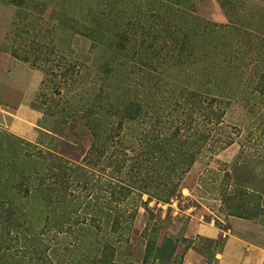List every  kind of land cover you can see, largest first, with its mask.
I'll list each match as a JSON object with an SVG mask.
<instances>
[{"label": "rangeland", "instance_id": "1", "mask_svg": "<svg viewBox=\"0 0 264 264\" xmlns=\"http://www.w3.org/2000/svg\"><path fill=\"white\" fill-rule=\"evenodd\" d=\"M171 1L173 6L167 0H0V140L5 147L10 145L6 156H28L13 154L14 137L29 143L21 145L35 155L48 150L85 156L93 138L77 129L72 132L71 124L61 125L62 116L64 109L83 106L100 92L103 104L147 100L148 120L155 114L163 124L189 118L173 103V96L183 86L200 85L193 80L191 67H180L175 60L165 70L151 49L162 47L164 56L170 46L183 44L181 22L186 34L202 24L225 26L217 43L220 49L211 45V38L205 40L207 47L201 52L205 62H200L208 68L206 76L224 83L225 113L213 131L215 143L200 151L178 197L166 205L150 202L151 212L140 209L129 241L122 245L120 264H145L147 231L181 264H217L225 236L242 219L226 214L218 198L217 185L226 171L236 169L241 189L264 192V0ZM177 10L183 14L176 19ZM160 26L170 27L167 40L158 33ZM246 40L251 42L248 51ZM116 46L122 50L114 52L111 47ZM153 78L155 87L150 83ZM199 79L205 81L203 72ZM231 81L235 84L230 95ZM24 107L27 111L19 112ZM201 109L203 114L204 106ZM202 119L203 115L190 120L196 124ZM49 131L66 139L54 141ZM133 132L130 129L123 138L134 140ZM227 138L233 139L232 145L221 149ZM245 171L251 172V183L241 179ZM214 173L220 174L216 181ZM99 177L96 174L93 182ZM252 221L264 227V216ZM206 227L221 230L220 237L202 233ZM43 239L47 249L41 256L46 264H68L72 253L62 251L69 241L53 233Z\"/></svg>", "mask_w": 264, "mask_h": 264}, {"label": "trees", "instance_id": "2", "mask_svg": "<svg viewBox=\"0 0 264 264\" xmlns=\"http://www.w3.org/2000/svg\"><path fill=\"white\" fill-rule=\"evenodd\" d=\"M167 1L173 6L174 1ZM177 12L180 14L176 19L183 14L182 10ZM160 27L158 33L165 34L167 40L172 34L170 27ZM184 27L181 22L183 44L170 46L165 57L162 47L151 49V55L154 54L156 63L161 62L160 67L166 65L165 70L175 60L180 67L184 64L191 67L193 80L200 85L197 88L183 86L173 96V103L184 108V114L191 120L203 115L199 123L193 124L186 118L177 119L179 123L171 119L163 124L158 114L148 120L147 100L130 99L123 106L110 101L103 104L105 98L100 92L83 106L64 109L66 114L62 116L61 125L71 124L72 132L77 129L81 135L88 133L93 138L85 156H66L48 150H39L41 155H35L21 145L29 143L14 136L13 154L23 152L28 156H6L10 145L5 147L0 140V264L48 263L41 254L47 249L43 248V236L49 233L69 241L62 251L72 253L68 264H120L122 245L129 241L127 237L140 209L151 212L150 202L169 204L181 194L182 183L197 162L200 151L204 147L207 151L210 144L215 143L217 133L213 131L219 127L225 113L221 107L225 98L221 91L224 83L219 77L206 76L208 68L200 63L205 62L201 53L202 47H207L203 46L205 40L211 38V45L220 49L217 43L225 26L202 24L190 28L189 34L183 32ZM250 43L246 40V51L251 49ZM116 47H111L114 52L122 50ZM144 54L147 59L153 58ZM202 72L205 81L199 79ZM154 79L150 83L155 87ZM234 84V81L228 84L230 95ZM130 129L134 131V140L123 138ZM48 135L54 141L66 139L50 131ZM9 139L10 136L5 138ZM232 143L233 139L227 138L221 149ZM96 174L100 177L94 183ZM219 175L214 173L213 179L218 180ZM250 175V171H245L240 176L248 184L252 181ZM215 181L212 184H216ZM222 181L217 185L218 198L226 214L251 221L264 216V192L241 189L235 168L227 170ZM147 233L144 236L148 237L145 264H181L173 252L151 237L150 231Z\"/></svg>", "mask_w": 264, "mask_h": 264}, {"label": "crops", "instance_id": "3", "mask_svg": "<svg viewBox=\"0 0 264 264\" xmlns=\"http://www.w3.org/2000/svg\"><path fill=\"white\" fill-rule=\"evenodd\" d=\"M27 107L19 112L27 111ZM204 227V226H203ZM242 228L241 230L238 228ZM221 230L206 227L202 233L218 239ZM225 245L216 255L217 264H264V227L254 221L241 219L225 236Z\"/></svg>", "mask_w": 264, "mask_h": 264}, {"label": "built area", "instance_id": "4", "mask_svg": "<svg viewBox=\"0 0 264 264\" xmlns=\"http://www.w3.org/2000/svg\"><path fill=\"white\" fill-rule=\"evenodd\" d=\"M166 205V204H165Z\"/></svg>", "mask_w": 264, "mask_h": 264}]
</instances>
